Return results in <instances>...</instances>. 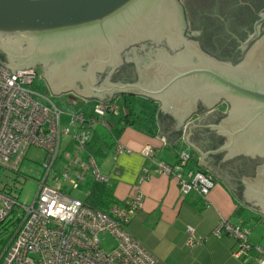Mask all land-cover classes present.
Returning a JSON list of instances; mask_svg holds the SVG:
<instances>
[{
	"label": "water",
	"instance_id": "obj_1",
	"mask_svg": "<svg viewBox=\"0 0 264 264\" xmlns=\"http://www.w3.org/2000/svg\"><path fill=\"white\" fill-rule=\"evenodd\" d=\"M140 8L145 13L139 19H122ZM185 28L179 0H0V63L15 73L40 60L45 67L39 75L57 96L78 91L79 85L89 90L74 94L85 100L108 101L120 94L156 100L157 136L163 133L169 141L181 133L184 120L197 111L200 101L205 112L213 108L217 92L228 90L264 107V80L255 73L264 63L220 61L189 39ZM163 38L172 47L183 46L184 54L171 57L160 48L148 61L150 68L142 62L137 81L107 84L116 68L139 61L136 47L131 48L135 56L125 53L129 47ZM191 52L197 63L187 69L185 54ZM166 59L177 65L169 70L163 65ZM103 75L107 85L93 87ZM104 89L107 96L102 95ZM243 110L244 105L235 102L229 117L221 120L207 118L208 112L186 125L184 139L199 152V164L221 177L241 202L263 213L264 164L244 170L242 158L253 160L256 151L264 154V132L254 134L248 124L243 126Z\"/></svg>",
	"mask_w": 264,
	"mask_h": 264
},
{
	"label": "built area",
	"instance_id": "obj_2",
	"mask_svg": "<svg viewBox=\"0 0 264 264\" xmlns=\"http://www.w3.org/2000/svg\"><path fill=\"white\" fill-rule=\"evenodd\" d=\"M37 78L35 67L12 73L0 63V170L26 179L18 167L27 149L37 146L44 151L43 174L37 180V191L30 204H19L16 184L0 177V223L20 211L13 221L14 231L0 251V264H164L127 229L134 211L142 204L141 193L124 205L112 204L106 211L91 208L83 199L70 195L69 188L85 184L87 177L93 181L107 180L86 151V145L94 126L106 124L108 115L122 113L120 104L116 100H94L88 115L81 110L65 113L49 95L33 87ZM63 113L67 115L64 125ZM62 135L69 136L74 151L61 176L54 175L50 184L47 179L58 160ZM115 149L120 152L123 147L117 145ZM141 152L151 164L142 167V178L151 171L172 176L182 195L194 192L204 199L216 184L207 171L188 166L190 154L185 150L178 152L172 165L156 161L150 146H144ZM188 231L192 236L193 228ZM214 233H226L236 240L233 256H246L254 249L253 261L264 264V249L249 243L248 227L220 219ZM107 234L113 240L109 250L102 245ZM193 242L190 237L188 243Z\"/></svg>",
	"mask_w": 264,
	"mask_h": 264
},
{
	"label": "crops",
	"instance_id": "obj_3",
	"mask_svg": "<svg viewBox=\"0 0 264 264\" xmlns=\"http://www.w3.org/2000/svg\"><path fill=\"white\" fill-rule=\"evenodd\" d=\"M132 96L156 103L154 132H148L141 125L126 126L98 165L100 172L107 176L108 184L113 188V196L120 205H124L136 193L143 196L141 206L127 223L128 231L164 264L247 263L245 257L248 254L240 257L232 255L237 249L236 240L226 233L215 234L214 230L220 219H227L233 225L246 226L249 228V243L264 249V237L260 233L254 234L258 225L264 226V212L256 211L241 202L221 177H215L207 166L199 164V152L185 141L184 133L189 122H195L203 115L185 119L181 133L169 141L163 133L157 136L159 125L156 118L160 102L144 96ZM116 101L123 109V102L118 99ZM71 102L80 105V110L88 115L94 100L84 102L82 98H73ZM208 112L211 110L204 115ZM117 117L108 115L106 119L114 123ZM67 145L71 146L69 141ZM117 145L122 146L123 150L116 151ZM144 146L151 147L156 161L171 165L175 163L180 150L189 152L188 166L207 171L216 180L207 198L194 192L182 195L177 180L172 176L151 171L142 178V167L148 164L151 167L141 152ZM89 181L91 178L87 177L85 186ZM189 227L193 228L192 236ZM190 237L194 240L192 244L188 243ZM249 253L252 258L256 255L254 249Z\"/></svg>",
	"mask_w": 264,
	"mask_h": 264
},
{
	"label": "flooded vegetation",
	"instance_id": "obj_4",
	"mask_svg": "<svg viewBox=\"0 0 264 264\" xmlns=\"http://www.w3.org/2000/svg\"><path fill=\"white\" fill-rule=\"evenodd\" d=\"M179 1L184 10V18L186 21L185 34L189 39L196 42L198 47L206 54L232 65L250 60L253 61L255 59L257 61L256 63H264V60H262L264 59V0H207L206 3L197 0ZM143 10L144 8H140L136 14H127L125 17H122V19H128L131 22L137 20L145 13ZM123 22L124 21H121V23ZM140 41L141 42L132 45L125 51L126 54L135 56L131 48L133 46L136 47V55L139 61L126 62L116 68L109 76L107 84H114L117 82L132 83L137 81L139 71L143 68L142 62L147 61L144 63H147L150 68L152 62L148 61L154 58L155 53H159L160 48L166 49L171 57L180 56L182 53L184 54L183 46L172 47L164 38ZM24 44L26 45L25 42ZM82 44L83 47H86L85 43ZM185 56L188 60L183 67L188 69L190 66L196 65V57L192 52L186 53ZM166 60L163 65L169 70L177 65L172 63L170 59ZM3 61L7 64L9 63L6 59H3ZM35 63V68L38 67V72L41 74L45 66L40 60ZM160 64L162 65V63ZM153 65L155 66L154 63ZM83 67L82 65L81 68ZM263 70L264 65L260 66V68L256 70L257 72L255 71L257 78L261 80H264ZM99 72L100 71L97 70L94 74ZM103 83L104 75L99 77L93 87ZM76 88L78 91H76V89H71L72 91H68L64 93V95L71 99L80 98L74 94V91H84L83 89L85 88L79 85H77ZM86 90L89 89H85V91ZM106 91V89L102 91L103 96H107V94H105ZM217 93L215 99H213V108L210 114L207 115V118H212V120L228 118L233 104L235 102H240L244 105V110L241 115L243 126L245 127L248 124L247 127H252L254 129V134L258 133L261 135V131L262 133L264 132V125L262 127L261 124V122L264 123V107L260 103L245 99L242 95H236L228 90ZM122 95L123 94L114 95L110 100L118 99L122 102ZM247 105L248 107H246ZM203 108L204 106L200 101L197 111L193 112L190 117L193 115H204L205 111ZM258 152L259 151L255 152L256 157L253 160L248 161L244 157L242 158V169L245 170L248 168L252 170L253 166L264 164V154ZM244 154L245 153H242V156H244Z\"/></svg>",
	"mask_w": 264,
	"mask_h": 264
},
{
	"label": "rangeland",
	"instance_id": "obj_5",
	"mask_svg": "<svg viewBox=\"0 0 264 264\" xmlns=\"http://www.w3.org/2000/svg\"><path fill=\"white\" fill-rule=\"evenodd\" d=\"M202 1L203 3H206L207 0H197ZM36 70L39 71V68L36 67ZM38 72V78L33 83V87L39 91H42L43 93L49 95L51 99L58 105L59 108L63 110V112H68V108L64 104V102L68 101V98L66 95H53L48 91L46 82L43 80V78L39 75ZM63 113L61 116V123L64 125L66 124V117L67 115ZM101 126L102 125H97ZM70 140L68 135H62L60 139V148H59V157L55 164V166L52 168L51 174L49 175L47 182L50 184H53V176H61V171L63 169V166L68 161V159L72 156L74 147H71L67 145V142ZM44 159V151L37 146H30L25 154V158L22 159V161L19 164V172L23 175H25L27 178L24 179L23 177L18 175H15V173L9 172L5 169L0 170V177L2 180L9 179V182H14L15 185V195L16 200L19 204H25L28 205L32 202L36 191H37V180L42 176L43 174V168L42 163ZM62 179L60 178V181ZM70 189V195L83 199L85 197V194L87 192L85 184L80 185L77 188H69ZM17 216H20V211L17 213H12L10 217H8L5 221L0 223V251L3 249L4 245L9 240L12 232L15 229L13 221ZM264 225V224H263ZM262 225V226H263ZM262 234L261 237H264V226L261 227L258 225L254 231V234ZM113 244V240L110 235H105V239L102 243L104 249L109 250L111 248V245ZM247 260V263L255 264L253 261L252 255L248 253V255L245 257Z\"/></svg>",
	"mask_w": 264,
	"mask_h": 264
},
{
	"label": "trees",
	"instance_id": "obj_6",
	"mask_svg": "<svg viewBox=\"0 0 264 264\" xmlns=\"http://www.w3.org/2000/svg\"><path fill=\"white\" fill-rule=\"evenodd\" d=\"M122 98L123 110L116 121L111 123L106 119V124L102 125L103 127L94 126L90 140L87 142L86 151L93 156L98 165L104 160L126 126L141 125L148 132H154L156 103L131 95H122ZM64 104L72 111H79L81 107L71 102L69 98ZM86 190L83 202L91 208L106 211L112 204H119L114 198L113 188L107 180H91L87 183Z\"/></svg>",
	"mask_w": 264,
	"mask_h": 264
}]
</instances>
